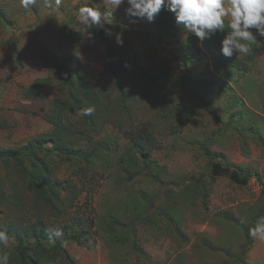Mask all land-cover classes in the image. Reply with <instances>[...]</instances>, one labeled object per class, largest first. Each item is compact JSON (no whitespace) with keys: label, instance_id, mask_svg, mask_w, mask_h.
I'll return each mask as SVG.
<instances>
[{"label":"rangeland","instance_id":"1","mask_svg":"<svg viewBox=\"0 0 264 264\" xmlns=\"http://www.w3.org/2000/svg\"><path fill=\"white\" fill-rule=\"evenodd\" d=\"M82 5L104 7L103 0H62L59 8L49 10L37 0L25 10L19 0H0V16L11 21L17 39L12 53L0 28V114L9 124L0 128V149H35L50 166L51 176L44 180L58 184L54 214L38 204L39 194L27 178L0 164V223L8 224L11 233L42 223L48 241L56 229L63 230V238L91 233L92 250L63 243L75 264H239L234 259L243 248L247 264H264V242L250 238L247 244L243 233L264 215V44H254L247 57L225 58L220 52L223 37L217 34L203 44L197 39L199 50H192L189 33L179 28L165 40L154 22L126 16L125 2L109 26L122 33L124 44L117 46L115 36L107 35L113 49L107 62L98 30L77 23L67 27L65 34L72 31L78 37L74 42L60 32L62 22L76 21ZM41 23L50 25L29 30ZM40 44L105 98L99 112L90 115L91 126L69 109L67 95L54 83L38 95H24L35 79L49 75ZM126 62L130 68L124 67ZM111 72L126 95L128 114L123 117ZM59 109L70 114V120L60 121L68 122L65 148L68 134L69 150L87 152L98 144L107 148L88 170L77 157L60 162L53 140L44 138L55 133ZM141 124L152 132L143 136L148 158L130 161L132 143L124 132ZM215 155L252 178L243 186L213 178L208 166ZM142 195L152 201L151 207ZM24 238L32 242L29 235Z\"/></svg>","mask_w":264,"mask_h":264},{"label":"trees","instance_id":"2","mask_svg":"<svg viewBox=\"0 0 264 264\" xmlns=\"http://www.w3.org/2000/svg\"><path fill=\"white\" fill-rule=\"evenodd\" d=\"M77 22L73 19L66 20L62 22L61 27H59L61 34L65 35L66 40L69 42H74L78 39L76 34L71 31L68 35L65 34V29L72 25H75ZM11 21L5 20L3 16H0V28H2L3 32V41H6L10 46L11 52L14 53L16 51V37L14 36V31L12 30ZM50 24L41 23L36 27H30L29 30L32 32H36L40 28L48 27ZM154 27L163 32V38L167 40L168 38L175 37L177 35L179 27L175 24L173 15L168 11H161V13L156 17L154 22ZM97 34L101 42L106 43V60L110 62L113 56V49L108 44L107 34L103 30H98ZM192 38L191 47L192 50H199L197 45V38L191 36ZM41 45L40 55L43 61L48 63L49 66V75L44 78L35 79L32 84L26 88L24 93L25 96L38 95L40 90L44 86H49L52 83L57 85L64 94L67 95V103L70 105L69 109L76 111L75 113L79 114L80 120L85 126H91L93 119L90 116H82L80 115V111L86 107H95V111L99 112L101 109V103L103 104V95H99L97 91L90 85L89 81L80 75L73 66L68 67L63 63V60L59 62L58 57L53 55L46 47ZM129 48V46H127ZM113 77V81L115 85L118 87V95L117 100H115V104L118 107L119 113L121 117L128 114L127 104H126V95L123 89L120 88L118 79L115 73L111 72ZM116 108V107H115ZM112 108V111L115 109ZM111 111V112H112ZM58 118V124L56 123L54 126L55 133L52 135H45V139L53 140V147L56 149V152L60 155L59 161L62 163H71V161H75L76 157L78 158V162L82 163L83 166L88 170L89 166L94 165L97 155L101 150H107V148L103 146V144L95 145L90 151H80L75 152L71 149L69 150V146L72 143L71 134L69 135V139H67L66 148L64 147L65 141L63 139L64 133H66L67 123H61L60 121L66 119L70 120V114L67 115L64 109H59L56 112ZM108 120H110L107 117ZM104 118V120H107ZM112 120V119H111ZM113 121H111L112 123ZM9 126L7 120L3 115L0 114V128H7ZM119 128L120 123L115 125ZM72 127V126H70ZM69 127V129H70ZM130 128L124 132V138L128 139L132 144L129 147V160L137 161L141 157L144 161L148 158V153L143 150V136L150 137L149 132H151L150 128L146 124H141L139 127L129 126ZM134 128V129H133ZM152 133V132H151ZM65 148V151L62 149ZM209 156V153H206ZM0 164L3 165H11L17 169L22 178H27L29 184H33L35 187V191L38 192V199L40 202L38 204L42 206H47L51 212L54 214L56 210L54 209L56 201L58 200L56 195L54 194V189L58 185L56 184H48V180H44V177H50L51 172L47 164H44L42 159L38 158L37 152L35 149L28 150L27 152H17L12 149H0ZM33 168H39V172L34 173ZM209 175L213 178L223 177L229 179L231 182L237 185H246L248 181L252 178V174L245 169L230 167L224 165L220 161V156L215 155L211 158V161L208 166ZM131 177V176H129ZM202 177L197 178L196 181H200ZM263 196L264 203V189L261 191ZM2 197L0 195V205H2ZM144 200L148 202L149 207L153 205L152 201L148 200L144 195L141 196ZM17 207V205L15 204ZM1 208V207H0ZM19 209V206L17 207ZM42 223H37L31 226V228L25 229L24 232L21 230L16 231L13 229L11 233V229L8 228V224L0 223V228L6 230L10 236L14 233V243L8 244L4 249L5 251L10 253V264H75L73 259L71 258L68 251L64 248L61 240H56V243L53 245L49 243L47 240V235L45 234L46 228L41 225ZM94 225L93 220L89 221V228H92ZM249 227V226H248ZM248 227L243 228L244 237L246 239L247 244L250 242V238L247 235ZM24 234L29 235L32 239L31 241H27L24 238ZM92 235L88 232L82 233H73L67 237L63 238V241H70L77 244L79 247L92 250L95 247V242L92 240V245L89 247L87 242L91 241ZM132 248L134 251H138L137 241L134 237L133 232V241ZM244 248L241 249L237 257H235V261L239 264H247L243 260V254H245Z\"/></svg>","mask_w":264,"mask_h":264},{"label":"clouds","instance_id":"3","mask_svg":"<svg viewBox=\"0 0 264 264\" xmlns=\"http://www.w3.org/2000/svg\"><path fill=\"white\" fill-rule=\"evenodd\" d=\"M125 2L128 5L126 16L148 23L155 22L161 11L170 12L182 32L190 33L201 44L217 34L222 35L220 52L225 58L247 57L253 52L254 44H264V0H103V9L91 5L79 7L76 22L86 29L103 30L107 35H114L116 45L123 47L122 33H113L109 26L114 21L113 13ZM36 3L37 0H19L20 7L25 10ZM61 3L62 0H43V6L49 10L54 6L59 8ZM109 7L112 11H108ZM124 67L130 68L131 65L126 62ZM94 112L95 107H86L80 115L90 116ZM247 235L264 242V215L258 216L248 227ZM63 236V230L56 229L49 235V243L54 245L57 239L64 243ZM12 239L14 237L0 228V264H10V253L4 249ZM87 244L90 247L92 241Z\"/></svg>","mask_w":264,"mask_h":264}]
</instances>
